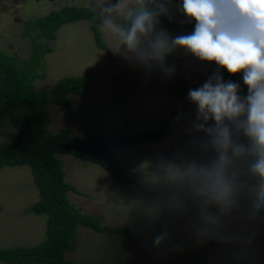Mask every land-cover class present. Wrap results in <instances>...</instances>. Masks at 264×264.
<instances>
[{
    "label": "rangeland",
    "instance_id": "rangeland-1",
    "mask_svg": "<svg viewBox=\"0 0 264 264\" xmlns=\"http://www.w3.org/2000/svg\"><path fill=\"white\" fill-rule=\"evenodd\" d=\"M171 1L177 35L190 34L195 21L178 10L180 0ZM141 3L0 2V52L18 55L23 51L25 60L33 49L31 40L23 35L25 21L70 6L88 7L100 17L109 51L96 46L88 21L65 25L58 31L57 40L48 41L54 52L45 57L46 75L35 81L36 93L53 88L65 77H93L85 96L71 97V108L49 106L51 133L69 127L73 136L101 139L157 129L160 121L168 123V133L162 139L117 152L121 164L135 171L138 186L115 182L94 163L58 155L67 181L83 194L71 192L70 201L84 214L98 216L105 225L130 234L97 233L80 226L75 249L66 258L74 264H264V197L258 192L264 176L260 170L248 163L260 179L256 182L230 152L225 169L229 190L219 199L218 192L211 193L194 179L208 165L196 149L209 134L198 126L211 128L215 121H204L188 92L214 77L215 71L207 61L183 49L186 54L177 56L171 74L163 77V85L152 89L147 67L155 63L138 62L120 43V33L112 29L115 26L125 32L122 22L130 12H137ZM30 32L36 34V29ZM114 126L118 128L112 130ZM16 137L10 121H3L0 145ZM39 200L28 166L6 167L0 172V250L36 247L46 240V217L25 213Z\"/></svg>",
    "mask_w": 264,
    "mask_h": 264
},
{
    "label": "trees",
    "instance_id": "trees-1",
    "mask_svg": "<svg viewBox=\"0 0 264 264\" xmlns=\"http://www.w3.org/2000/svg\"><path fill=\"white\" fill-rule=\"evenodd\" d=\"M114 2L122 5L126 0ZM142 2L150 10H156L160 4H164L169 9V15L159 17L158 27L165 29L171 36H178L170 13L172 1ZM131 20L132 17L129 16L122 22L125 32L130 28ZM81 21L89 22L96 46L103 51H109L103 38L98 13L88 7L70 6L52 11L35 21L24 22L23 35L33 45L29 59L23 60L16 54L0 52V124L8 119L17 131L15 139L0 145V172L6 167L30 168L40 200L25 213L45 216L47 227V238L39 246L0 250V261L5 264H74L66 258V254L74 251L80 226L97 233L130 235L128 231L105 225L98 216L84 214L70 201L71 192L83 194L67 181L63 161L58 155H70L94 163L104 168L115 182L138 186V179L134 173L122 166L117 152L135 148L144 142L160 140L168 133L167 121H161L157 129L101 139L93 135L73 136L69 127L56 134L50 132L53 118L50 116L49 106L71 108L72 95L85 96L93 77H65L53 88L41 93L35 92V81L38 78L45 79V57L54 52L48 41L57 40L61 27ZM31 29H36V34H31ZM178 55L184 56L185 51L176 49L166 58L163 67L156 64L147 67L152 89L163 85L166 69L172 68ZM208 64L214 69L215 76L219 75L226 83L238 84V94L241 97L247 96L248 89L243 82L242 71L233 75L214 61ZM225 123L231 130L235 144L245 145L246 135L243 130L237 129L231 122ZM196 151L199 158L207 161L206 169L218 162L219 154L213 147L210 136L198 143ZM236 159L242 165L243 171L259 182L256 170L248 164L245 155L236 156Z\"/></svg>",
    "mask_w": 264,
    "mask_h": 264
},
{
    "label": "clouds",
    "instance_id": "clouds-1",
    "mask_svg": "<svg viewBox=\"0 0 264 264\" xmlns=\"http://www.w3.org/2000/svg\"><path fill=\"white\" fill-rule=\"evenodd\" d=\"M178 10L186 19L195 21L190 34L171 36L158 27L159 17L169 15L164 4L150 10L141 3L134 15L129 13L132 20L126 32L115 26L112 29L120 33L125 49L144 65L154 62L163 67L170 54L184 49L199 60L214 61L229 74L243 71L248 89L245 97L238 94V84L225 83L219 75L188 92L204 121H215L214 127H198L208 132L219 154L218 162L200 170L194 179L211 193L218 192L219 199L226 197L229 190L225 169L230 152L235 156L246 154L248 163L264 176V0H180ZM166 71L171 74L170 69ZM225 121L243 130L248 137L247 147L233 142ZM258 192L264 197V182L258 185Z\"/></svg>",
    "mask_w": 264,
    "mask_h": 264
},
{
    "label": "crops",
    "instance_id": "crops-1",
    "mask_svg": "<svg viewBox=\"0 0 264 264\" xmlns=\"http://www.w3.org/2000/svg\"><path fill=\"white\" fill-rule=\"evenodd\" d=\"M31 52H32V50H31ZM8 53H9V52H8ZM22 53H24V52H23V51H21V53L18 52V55H17V56H18L19 58L25 60V59H24L25 56H24ZM185 54H186V52H185ZM28 55H29V54H28ZM30 56H31V55H30ZM29 58H30V57H29ZM29 58H27V59H29ZM104 83H108V82H103V84H104ZM86 94H87V93H86ZM72 97H74V96L72 95ZM51 106H52V105H51ZM129 116L131 117V115H129ZM160 123H161V121L158 123V126H159ZM158 126H157V127H158ZM117 128H118L117 126H114L112 130H116ZM135 133H136V132H135ZM116 136H117V135H116ZM118 136H119V135H118ZM111 137H115V135H114V136H111ZM205 138H206V137H205ZM123 164H124V163H123ZM123 164H122V166H125V165H123ZM125 167L129 168V166H127V165H126ZM127 168H126V169H127ZM132 169H133V168H131V170H129V171H131V172L134 173V175H135V171L132 170Z\"/></svg>",
    "mask_w": 264,
    "mask_h": 264
}]
</instances>
